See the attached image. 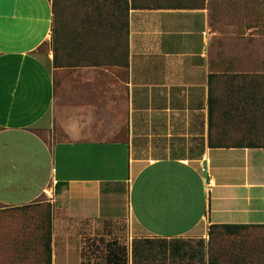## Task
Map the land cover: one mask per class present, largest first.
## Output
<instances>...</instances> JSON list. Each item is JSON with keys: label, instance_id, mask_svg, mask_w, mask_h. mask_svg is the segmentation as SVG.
<instances>
[{"label": "crops", "instance_id": "obj_1", "mask_svg": "<svg viewBox=\"0 0 264 264\" xmlns=\"http://www.w3.org/2000/svg\"><path fill=\"white\" fill-rule=\"evenodd\" d=\"M99 19L84 39L51 0H0V264H45L48 233L50 264H149L139 239L264 257L241 253L264 248V146L208 144L213 87L264 67L259 0Z\"/></svg>", "mask_w": 264, "mask_h": 264}, {"label": "trees", "instance_id": "obj_2", "mask_svg": "<svg viewBox=\"0 0 264 264\" xmlns=\"http://www.w3.org/2000/svg\"><path fill=\"white\" fill-rule=\"evenodd\" d=\"M64 0H51L53 19L55 15L61 13L63 9ZM80 5H83L85 11L83 12L84 21H92L91 17L102 18L106 15H118L120 11L126 13V27L128 25V9L132 8H189L196 5V0H72ZM74 2V3H75ZM87 8H86V7ZM76 14V12H74ZM55 33L60 30L55 29ZM242 76V96L238 97L237 105H229L219 101L218 97L213 94L211 90L209 96V137L208 144L212 148H225V147H261L264 144L258 142L257 130H260L259 119L264 111L260 96H262L264 85L260 82V79L264 78V73L251 76L252 78H246L247 74L239 75ZM220 110V112H219ZM237 117V118H236ZM237 121L242 125L237 132L233 131L234 128L226 127L227 125ZM229 130V131H228ZM245 137H252V139L243 142ZM248 225L245 224H224L223 229L227 233H235L240 229L246 228ZM214 226H211V229ZM158 240L150 239H139L133 242L132 254L133 260H138L141 255H145L146 259H151L152 253L150 247L153 246L154 242ZM160 242V241H158ZM164 242V241H162ZM164 243L158 244L157 248H163ZM152 245V246H151ZM263 246V245H262ZM180 246H174L173 250L178 251ZM249 247L247 249H241V253L249 254L250 252L264 253L263 249H257ZM46 256L45 264H50V236L46 238ZM162 250V249H161ZM220 253L212 255L207 253L208 264H221ZM236 260L242 262H249L251 264H264V257H237ZM230 264V263H228Z\"/></svg>", "mask_w": 264, "mask_h": 264}, {"label": "rangeland", "instance_id": "obj_3", "mask_svg": "<svg viewBox=\"0 0 264 264\" xmlns=\"http://www.w3.org/2000/svg\"><path fill=\"white\" fill-rule=\"evenodd\" d=\"M74 2L75 1L72 0L63 1L62 4L64 5H63V9L61 10V13L55 15L53 19V24H54L53 26L55 27V29L61 30L63 33L66 34H68L73 28L78 29L84 35V39H92L91 35L94 34L95 36H99L101 33H104L105 31L104 27H99L98 25H95L94 28H92L91 26L80 27V28L75 27L74 23L77 19L83 21L84 19L83 12L85 11V8L83 7V5ZM259 7H260V23H261L260 33H263L264 32V0H259ZM74 12H76V14H74ZM91 18H92V22L95 23L97 22V20H100L99 17H91ZM92 40L89 41L87 40L88 45L86 46H89ZM261 73H264V67H262V65H261V69L259 70V73H255L253 75H257ZM253 75L248 74L246 78L251 77ZM237 76L239 77V74ZM240 78L241 79L239 80V82H242V76H240ZM260 82H262L264 85V78L260 79ZM57 85H58V81L55 86ZM229 87L228 86L213 87V94L216 95L219 101L223 103L225 100V95H228V92L231 94V92L234 91L237 98L242 96V92H243L242 88L240 87L236 88L235 86H232L229 89ZM261 97H262L261 102L264 109V94H262L260 98ZM258 123L260 130L256 131L258 136L255 139H258L259 140L258 142L264 144V111L262 112L261 119H259ZM233 128L236 129L235 132H237L240 128H242V125L240 123H236V125ZM48 134L54 137L55 131H50ZM249 139L251 140L252 137H245V139H243V142H246ZM119 241L125 243V240L123 239V235L121 236ZM158 241H155L153 246L151 245L152 247H150L152 251L150 255L152 261L149 262V264H208L209 257H201V256L202 255L205 256V253H210V257H211L212 255H215L217 252L216 248L213 245H211L210 240L207 243L206 248L205 245H203L198 240L189 239V238L181 239L179 241L178 240L177 241L164 240V242H162V240H158ZM160 243H164L163 248H157L158 244ZM178 244L180 245V249L178 251L173 250L174 246H177ZM174 254H176L177 256L172 257ZM236 258L237 257H220V262L221 264H228V263L251 264V261L242 262L236 260Z\"/></svg>", "mask_w": 264, "mask_h": 264}, {"label": "built area", "instance_id": "obj_4", "mask_svg": "<svg viewBox=\"0 0 264 264\" xmlns=\"http://www.w3.org/2000/svg\"><path fill=\"white\" fill-rule=\"evenodd\" d=\"M204 170V168H203ZM213 186V181L209 178H206V187L210 189Z\"/></svg>", "mask_w": 264, "mask_h": 264}]
</instances>
